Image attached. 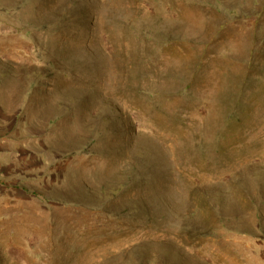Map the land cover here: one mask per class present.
Instances as JSON below:
<instances>
[{"label": "rangeland", "instance_id": "374dc122", "mask_svg": "<svg viewBox=\"0 0 264 264\" xmlns=\"http://www.w3.org/2000/svg\"><path fill=\"white\" fill-rule=\"evenodd\" d=\"M230 263L264 264V0H0V264Z\"/></svg>", "mask_w": 264, "mask_h": 264}, {"label": "bare ground", "instance_id": "6f19581e", "mask_svg": "<svg viewBox=\"0 0 264 264\" xmlns=\"http://www.w3.org/2000/svg\"><path fill=\"white\" fill-rule=\"evenodd\" d=\"M36 20V19H35ZM37 21V20H36ZM17 115V114H16ZM16 118V117H15ZM17 118H19V117H17ZM15 120H17V119H15ZM21 127V126H20ZM22 129V128H21ZM23 129H25V128H23ZM19 130V129H18ZM22 132V131H21ZM25 132V131H24ZM18 134H21V133H18ZM29 134V133H28ZM17 136V135H16ZM26 136H27V133H26ZM13 137H15L14 135H13ZM24 137H25V135H24ZM28 137V136H27ZM17 138V137H16ZM15 138V139H16ZM29 139V138H28ZM26 141V140H25ZM25 149L26 150H28V149H31L30 147H25ZM206 222V221H205ZM206 247V246H205ZM209 251V250H208ZM213 251V250H212ZM212 253V252H211ZM221 254V253H220ZM209 255V254H208ZM226 255V254H225ZM227 256V255H226ZM225 260V259H224ZM213 262V261H212ZM230 262V261H229ZM233 263H234V261H233ZM235 263H236V261H235ZM231 264V263H230ZM238 264V263H237Z\"/></svg>", "mask_w": 264, "mask_h": 264}]
</instances>
